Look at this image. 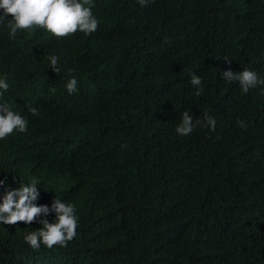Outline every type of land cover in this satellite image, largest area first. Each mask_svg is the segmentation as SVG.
Wrapping results in <instances>:
<instances>
[{"label": "trees", "instance_id": "trees-1", "mask_svg": "<svg viewBox=\"0 0 264 264\" xmlns=\"http://www.w3.org/2000/svg\"><path fill=\"white\" fill-rule=\"evenodd\" d=\"M93 2L89 36L10 39L0 10V103L28 112L27 131L0 140V198L36 178L37 204L60 199L79 218L66 247L39 250L24 240L39 218L0 222V264H264V85L244 94L221 76L264 79V0ZM185 110L215 130L177 134Z\"/></svg>", "mask_w": 264, "mask_h": 264}, {"label": "clouds", "instance_id": "clouds-1", "mask_svg": "<svg viewBox=\"0 0 264 264\" xmlns=\"http://www.w3.org/2000/svg\"><path fill=\"white\" fill-rule=\"evenodd\" d=\"M149 0H138L143 7ZM93 0H0L2 15L11 17L7 27L9 38L14 39L20 30L36 31L45 29L56 37H68L76 32H82L89 36L97 31L98 21L92 13ZM58 56L48 57L49 66L53 72H59ZM228 83L238 82L242 93L247 94L258 85H264V79L250 69H243L240 72L225 70L221 75ZM190 84L196 88L195 95L203 94V81L198 75L192 74ZM0 89L8 91L9 84L6 79L0 78ZM69 95L78 91V80L73 77L66 84ZM51 92L56 89L52 88ZM3 92H0V96ZM8 97V96H7ZM0 103V140L10 136L15 131L24 133L27 131L28 120L25 117L28 112H22L16 107L14 99L9 96ZM8 101V104H7ZM32 105L39 103V100H32ZM32 116H38L36 107L30 109ZM238 125L247 129V124L239 120ZM217 121L214 116L204 113L203 120H195L188 110L181 113L180 123L175 131L181 136H189L197 126L208 128L214 131ZM126 147V145H122ZM6 182L0 179V187H5ZM39 182L32 178L30 182L20 184L15 189L5 191L0 198V222L15 227L18 223L31 224L38 220L42 225L36 231L25 235L24 240L33 250H39L41 245L47 248L53 246L66 247L67 243L77 235L79 218L76 214V207L71 203H65L60 199H53L51 206L37 204L40 193ZM54 213L55 220L49 222L46 217Z\"/></svg>", "mask_w": 264, "mask_h": 264}]
</instances>
